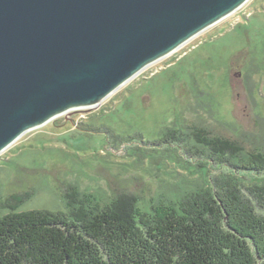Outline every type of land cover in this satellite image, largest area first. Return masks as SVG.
Listing matches in <instances>:
<instances>
[{
    "label": "rangeland",
    "instance_id": "374dc122",
    "mask_svg": "<svg viewBox=\"0 0 264 264\" xmlns=\"http://www.w3.org/2000/svg\"><path fill=\"white\" fill-rule=\"evenodd\" d=\"M263 121L264 0H249L98 106L59 115L1 152L0 215L9 206L82 214L94 206L85 200L92 194L101 208L117 200L132 207L136 219L135 207L149 210L173 192L181 197L197 177L171 159L190 158L172 135L189 137L193 146L194 134L208 128L251 145V134L264 137ZM190 160L185 167L197 173L198 161Z\"/></svg>",
    "mask_w": 264,
    "mask_h": 264
},
{
    "label": "trees",
    "instance_id": "16d2710c",
    "mask_svg": "<svg viewBox=\"0 0 264 264\" xmlns=\"http://www.w3.org/2000/svg\"><path fill=\"white\" fill-rule=\"evenodd\" d=\"M252 74H244L249 84ZM203 134H194L193 146L183 135L171 141L190 157L171 159L196 182L181 197L173 192L149 210L135 207L136 219L132 207L117 200L101 208L92 194L85 200L95 204L82 214L9 206L0 215V264H264V137L251 134L257 141L248 145L208 128ZM192 157L197 173L185 167Z\"/></svg>",
    "mask_w": 264,
    "mask_h": 264
},
{
    "label": "water",
    "instance_id": "95a60500",
    "mask_svg": "<svg viewBox=\"0 0 264 264\" xmlns=\"http://www.w3.org/2000/svg\"><path fill=\"white\" fill-rule=\"evenodd\" d=\"M249 0H0V153L94 108Z\"/></svg>",
    "mask_w": 264,
    "mask_h": 264
}]
</instances>
